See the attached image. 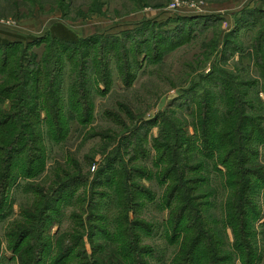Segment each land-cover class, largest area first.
<instances>
[{
	"label": "rangeland",
	"instance_id": "rangeland-1",
	"mask_svg": "<svg viewBox=\"0 0 264 264\" xmlns=\"http://www.w3.org/2000/svg\"><path fill=\"white\" fill-rule=\"evenodd\" d=\"M172 1L0 0V38L13 41L23 39L25 44L30 43L31 37L45 35L57 22L65 24L79 36L89 37L93 34L121 35L123 31L136 28L145 20L155 21L158 29L171 31L181 25L179 16H219L218 19L210 18L207 21L192 23L196 26L192 39L186 43L187 32L180 35L178 39L183 43L168 53L163 52L164 56L160 62L144 63L143 67L136 71L135 79L130 85L123 83L115 59L109 63L112 81L108 88L101 81L100 84L91 81L92 76L88 74L90 87L86 97L90 103V118L84 122L69 114L70 84L74 83L76 87L80 73L75 71L71 63L66 64L63 60L62 90H58V98H55L62 107L61 113H54L58 105L56 100H50L46 93L45 100L41 98L39 112L28 117L31 122L35 120V116L39 120L33 129L37 133L34 138L37 153L31 154L30 160L26 161L25 173L22 154L19 155L20 166L17 167L18 164L16 165L14 160L11 163L12 180L6 202L8 211L6 217L0 218V264H55L59 246L65 247L70 243L69 240L72 239L69 236L77 243L81 241L80 247L69 259L58 264H85V259H91L94 263L104 260L106 264H111L117 261L118 248L113 244L112 236L119 213L123 216L124 223L137 220L141 224L146 222V226H153L150 234L146 229L139 230L141 245L155 250L152 257L144 254L143 259L148 264H173L175 261L181 247L182 235L180 239L178 236L175 242H171L172 234L168 233L167 222L172 210L176 208L175 205L170 208L162 203L163 195L169 190L173 180L161 183L160 176L165 170V165L156 167L154 162L159 153L152 145V137L159 135L161 123L145 126L138 135L137 139L141 137L142 145L147 149L145 155L149 152V157L141 155L134 159L135 155L129 148L136 143V138L131 139L132 145L128 144V151L124 144L131 130L140 128L144 120L155 117L162 110L168 112V117L180 119L187 134L195 136L196 116L194 117V111L188 105L196 106L194 104L199 101L197 96L205 90L207 93L212 90V94H216L219 85L203 81L199 86L200 91L185 97L178 96V100H172L170 95H180L192 82L198 81L200 74L210 72L212 61L216 59L222 69L243 79L257 81L255 89L259 90L258 95L249 91L247 99L251 103L249 107H253L250 114L263 115L261 109L264 108V80L255 66L253 55L255 56L254 47L264 18H255L249 14V25L243 27L241 20L237 35L229 39L232 45L227 51L224 50V41L235 29L236 19L240 16L241 19L245 18L240 15L241 12L245 9L264 8V0H180L184 2L176 11L170 10ZM204 23L207 24L204 26ZM145 35L149 37L152 33L148 31ZM139 36L141 37L140 34L135 35V38ZM46 45L45 42L41 46L32 47L37 61L44 59L43 55L48 50ZM234 45L241 47L243 53L232 52ZM14 48L22 49L18 46ZM3 51L7 52L0 51V61H3ZM211 51L217 52L213 53L210 60L207 53ZM44 80L43 87H48V79ZM4 81L5 76L0 74V88ZM18 95L16 91L11 96L7 94L5 98H0L3 99L0 102V113L17 109L20 105V101H17ZM216 102L221 103L213 98L212 103ZM33 103L35 102L31 101L30 105ZM50 107L53 111L49 110ZM55 116L58 120L54 119ZM28 120L26 118L27 123L30 122ZM53 123L60 125L61 130L64 129L60 131V135L54 134ZM255 151L257 153L254 159L264 169V146ZM115 153L118 154L119 161L111 166L110 157ZM2 155L4 154H0V157ZM17 157L18 155L15 159ZM34 159H37L35 164L32 163ZM196 160L202 161L207 168L202 175L206 176L208 183L202 186L201 190L212 192L204 198L210 203L205 208L208 223L211 227L218 226L223 229L224 206L229 194V189L224 185L227 169L221 166V172H218L214 169L211 158L203 155ZM2 167L4 165L0 164V168ZM136 169H139L141 176L135 174ZM76 180L78 182L68 187L65 194L67 197L56 202L55 189L66 182L70 181L72 184ZM122 182L126 183V194H139V189L145 190L141 191L144 194L152 191L156 195L155 202L140 193V207L135 209L132 200L126 204L124 196H121V200L127 208L119 207L116 203L119 197L115 189ZM133 183L139 184V189L135 188ZM46 203H54V210L49 213L45 211L53 205L45 207ZM260 205L263 213L261 219L255 222L258 258L254 264H264V194ZM22 230H25L23 233L32 231L33 234L23 242L21 248L24 245H33L34 250L40 252L37 251L35 255L33 249L22 255L13 252L11 246L17 239L15 235ZM227 237L230 244L234 243L235 238L230 226L227 227ZM236 264H242L240 259L236 260Z\"/></svg>",
	"mask_w": 264,
	"mask_h": 264
},
{
	"label": "trees",
	"instance_id": "trees-1",
	"mask_svg": "<svg viewBox=\"0 0 264 264\" xmlns=\"http://www.w3.org/2000/svg\"><path fill=\"white\" fill-rule=\"evenodd\" d=\"M249 14L255 18H264V8L245 9L241 12L240 15H244L245 18L241 19L242 16H240L236 19L235 29L227 35L228 39L224 41V50L227 51L232 45L229 39L237 35L241 20L243 27L249 25L247 18ZM210 18L218 19L219 16H179L178 21L181 25L171 31L158 29L155 21L145 20L136 28L123 31L121 35L93 34L89 37L79 36L65 24L57 22L45 35L31 37L28 44H25L23 39L13 41L0 38V51L7 50V52L3 51L5 52L2 56L3 61H0V74L5 76L4 85H1L0 88V98H5L7 94L11 96L17 91V95L19 94L17 101H20L17 109L0 113V143H2L0 154H4L0 157V164L4 165L0 168V218L6 217L8 211L6 202L8 188L12 180L11 163L14 160L16 165L18 164L17 167L20 166L19 155L22 154L23 172L25 173L26 161L30 160L31 154L37 153L35 149L37 145L34 142L37 133L33 129L39 120L35 116V120L31 122L28 117L39 112V106L42 105L41 98L45 100L46 93L50 96L49 99L53 98L58 105V99L55 98H58L56 96L58 90H62L61 74L64 69L62 62L71 63L76 69L75 71L80 73L76 87H74V83L70 84L69 114L73 117L77 116V119L84 122L90 118V103L86 97L90 87L88 74L92 76L91 81H97L99 84L101 81L108 88L112 81L109 63L115 59L123 83L130 85L135 79L136 71L141 69L144 63L148 61L150 63L160 62L164 56L163 52L168 53L183 43L178 39L180 35L187 32L186 43L192 39L196 27L192 23L201 20L207 21ZM206 24L204 23V26ZM148 31H151L152 35L145 37ZM138 34L141 37L135 38V35ZM177 40L179 41L177 42ZM45 42L48 45H46L48 50L43 55L44 59L40 58V61H37L31 49L34 46H41ZM15 46L22 49H15ZM241 49L234 45L231 51L243 53ZM254 50V63L264 80V24L260 26ZM214 52L207 53V58L211 60ZM219 64L217 59L212 61L211 71L200 74L198 81L192 82L191 86L179 95V97H185L200 91L199 86L203 81H209L215 86L219 85L216 94H212L211 89H209L211 93H207L205 90L206 95L204 92L197 96L199 101L194 104L196 106L188 105L194 111V117L196 116L195 136L187 134L184 126L182 127L184 123L180 119L168 117V112L162 110L155 117L144 120L142 126L138 127L139 130L138 128L131 130L130 135L127 136L126 144H124L128 151V146L132 145L131 139H137L145 126L161 123L159 135L152 137L153 148L159 153L154 163L157 168L165 165V170L160 176L161 183L173 180L169 190L164 193L162 201L166 207L172 208L175 205L176 208L172 210L167 222L168 233L172 234L170 241L175 242L178 236L180 239V235H182L181 247L173 264H236L237 259H240L242 264H254L258 258L255 224L256 220L261 219L263 213L260 200L264 194V169L261 164H257L254 156L257 153L255 150L264 146V113L252 116L250 111L253 107H249L251 103L247 99L249 91L252 93L254 91L258 95L259 90L255 89V85L258 83L256 80L236 76L234 73L222 69L223 67ZM45 75L48 76L44 78ZM46 78L48 87H43ZM213 98L221 103L213 104ZM176 99L178 100V97ZM31 101L35 103L30 105ZM49 110L53 111V108L50 107ZM61 111L62 107L59 105L54 109V113L57 115ZM261 111L264 112L263 107ZM26 118L30 121L29 123ZM54 119L58 120L56 116ZM60 128V125L53 123L55 135L56 133L60 135V131H64ZM135 141L136 143L129 148L135 155L134 159L141 155L145 158L149 157V152L145 155L147 149L143 147L141 137ZM26 151L28 157L25 158ZM17 155L18 157L15 159ZM201 155L211 158L214 169L218 172H221V166L227 169L224 185L229 189V194L224 206L225 219L222 222L224 232L218 226L211 227L207 220L208 215H206L205 208L210 203L208 199L204 200V198L212 192L201 190L202 186L208 183L206 176L202 175L207 169L205 164L196 160ZM118 158L117 153L112 155L110 165L116 164L119 161ZM3 160L6 162L4 163ZM36 161L37 159H34L32 163ZM135 174L141 176L139 169L135 170ZM152 176L153 174L151 178ZM76 182L78 181L71 184L69 181L56 188V202L64 200L67 197L65 194L68 187ZM125 184L122 182L115 189V193L119 197L118 202L116 201L119 207H126L121 200V196H124L126 204L132 200L134 208L137 209L142 205L139 200L140 193L141 196L145 195L150 201L155 202L156 195L152 191H148L146 194L142 193L141 191L145 190L139 189L137 183H133V185L139 189V194H126L124 192ZM53 206L54 203H46L45 211L49 213L54 210ZM122 217L119 213L112 236L113 244L118 249L117 261L111 264H148L143 256L147 254L152 257L155 250L152 247L141 245L139 230L146 229L150 234L153 231V226H146V222L141 224L137 220L124 223ZM127 223H129L127 226H122ZM229 226L232 228L235 238L232 244L227 237V227ZM23 232L25 230L15 235L17 239L11 246L15 254L22 255L34 250L33 245H24L21 248L23 242L33 234L32 231ZM69 238L72 239L69 240L70 243L65 247L59 246V255L55 264L69 259L80 247L81 241L77 243L73 241L72 236ZM37 251L39 250L35 249L33 254L35 255ZM85 264L106 263L104 260H97L94 263L91 259H85Z\"/></svg>",
	"mask_w": 264,
	"mask_h": 264
},
{
	"label": "built area",
	"instance_id": "built-area-1",
	"mask_svg": "<svg viewBox=\"0 0 264 264\" xmlns=\"http://www.w3.org/2000/svg\"><path fill=\"white\" fill-rule=\"evenodd\" d=\"M184 1H180V0H173L171 5H170V10L176 11L177 9H179L181 7V5L183 4Z\"/></svg>",
	"mask_w": 264,
	"mask_h": 264
},
{
	"label": "water",
	"instance_id": "water-1",
	"mask_svg": "<svg viewBox=\"0 0 264 264\" xmlns=\"http://www.w3.org/2000/svg\"><path fill=\"white\" fill-rule=\"evenodd\" d=\"M178 96H179V95H177V94L175 95V94H174V95H170V98H172V100H173V99H175V98L178 97Z\"/></svg>",
	"mask_w": 264,
	"mask_h": 264
}]
</instances>
